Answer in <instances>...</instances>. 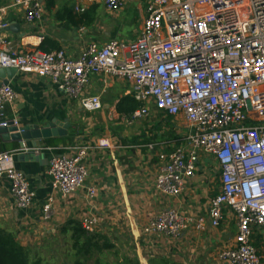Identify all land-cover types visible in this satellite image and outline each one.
I'll return each mask as SVG.
<instances>
[{"label":"built area","instance_id":"obj_1","mask_svg":"<svg viewBox=\"0 0 264 264\" xmlns=\"http://www.w3.org/2000/svg\"><path fill=\"white\" fill-rule=\"evenodd\" d=\"M47 0H14L27 21L41 18ZM117 10L122 0H106ZM7 7L0 8V69H15L49 77L83 110L103 108L101 97L85 94L90 75L127 80L130 95L141 107L125 116L127 124L148 118L153 104L166 116L183 115L188 134L182 145L159 154L156 190L177 197L194 176L199 151L213 155L221 167V189L210 202V224L218 228L234 218L237 232L220 259L227 264H260L253 234L264 228V0H150L139 37L132 42L89 43L73 58L64 50L49 53L18 51L2 31L9 26ZM15 98L10 85L0 84V113ZM17 120L4 117L1 127ZM89 146L72 144L55 154L48 173L62 197L86 189ZM17 151L0 152V178L11 184L19 209L35 198L26 174L15 164ZM54 198L44 206L49 218ZM97 216L83 220L91 232ZM191 226L204 230L203 218L185 216L170 208L144 228L146 234L179 237Z\"/></svg>","mask_w":264,"mask_h":264},{"label":"crops","instance_id":"obj_2","mask_svg":"<svg viewBox=\"0 0 264 264\" xmlns=\"http://www.w3.org/2000/svg\"><path fill=\"white\" fill-rule=\"evenodd\" d=\"M149 2L122 0L119 9L109 10L106 0H47L41 18L29 22L25 11L13 6L14 0H0V8L7 7L9 26H21V33L6 28L2 34L18 51L64 50L75 58L91 42L136 40L143 31ZM89 79L85 94L98 95L103 103L96 112L83 110L78 100L69 98L49 77L16 71L9 79L15 98L5 105L4 117L17 120L21 127L55 123L70 128L64 136L36 141L34 150L43 156L40 160L20 156L33 148L30 142L7 140L0 132V152H18L16 167L26 174L36 194L29 208L19 209L10 182L0 178V227L26 247L30 241L45 245L54 237H69L76 252L72 231L67 234L65 228L94 215L99 223L89 233L100 234V243L109 245L101 253L93 248L94 255L89 257L93 264H227L220 254L233 241L237 226L230 216L218 228L210 224V202L221 189L217 159L199 151L195 174L186 180L184 191L177 197L160 194L155 187L159 154L184 143L188 134L184 116H166L151 104L148 118L127 124L118 105L131 96L129 82L94 74ZM4 117L0 113V122ZM72 144L89 146L87 185L97 191L92 198L86 189L64 198L51 186L50 161ZM50 197L54 198L52 211L46 218L44 206ZM170 208L203 218L205 229L191 226L179 237L146 234L150 220ZM253 241L260 254L264 228L254 230ZM260 256L264 264V255Z\"/></svg>","mask_w":264,"mask_h":264},{"label":"trees","instance_id":"obj_3","mask_svg":"<svg viewBox=\"0 0 264 264\" xmlns=\"http://www.w3.org/2000/svg\"><path fill=\"white\" fill-rule=\"evenodd\" d=\"M141 106V103L132 96H127L119 103L118 110L129 115ZM65 231L67 234L72 231L73 248L77 255L83 258L93 257V248L101 253L109 245L106 242L101 244V239L98 237L100 234L89 233L81 223L73 222V226L65 228ZM0 264H42V261L40 259L31 261L28 247L21 245L13 233L0 227Z\"/></svg>","mask_w":264,"mask_h":264},{"label":"water","instance_id":"obj_4","mask_svg":"<svg viewBox=\"0 0 264 264\" xmlns=\"http://www.w3.org/2000/svg\"><path fill=\"white\" fill-rule=\"evenodd\" d=\"M6 30H10L15 33H21V26L19 24H12L7 27ZM17 70L9 68V69H0V78L2 80L3 85L9 84V79L15 75ZM70 125L67 124L65 126H58L55 123L48 124L45 126H14L12 123H9L7 127L0 126V132L3 134L4 138L7 140H18L22 141L23 145L30 142L32 145V149L28 151H22L20 156L24 159L31 158L40 160L43 156H37L34 148L36 147V141L49 139V138H57L59 136H64L68 133ZM21 150H25V146H21Z\"/></svg>","mask_w":264,"mask_h":264},{"label":"rangeland","instance_id":"obj_5","mask_svg":"<svg viewBox=\"0 0 264 264\" xmlns=\"http://www.w3.org/2000/svg\"><path fill=\"white\" fill-rule=\"evenodd\" d=\"M29 243L31 244L27 247L31 261L40 259L42 264H76L77 262L80 264H93L92 259L76 255V252L72 250V242L69 237H54L45 245L42 243L37 244L33 241ZM259 249L260 254L264 255V248L259 247Z\"/></svg>","mask_w":264,"mask_h":264}]
</instances>
